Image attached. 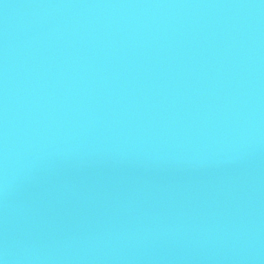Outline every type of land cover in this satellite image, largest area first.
<instances>
[{
	"label": "water",
	"instance_id": "obj_1",
	"mask_svg": "<svg viewBox=\"0 0 264 264\" xmlns=\"http://www.w3.org/2000/svg\"><path fill=\"white\" fill-rule=\"evenodd\" d=\"M0 264H264V0H0Z\"/></svg>",
	"mask_w": 264,
	"mask_h": 264
}]
</instances>
